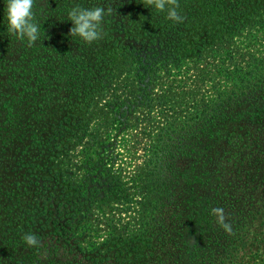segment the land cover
Here are the masks:
<instances>
[{
  "label": "trees",
  "instance_id": "obj_1",
  "mask_svg": "<svg viewBox=\"0 0 264 264\" xmlns=\"http://www.w3.org/2000/svg\"><path fill=\"white\" fill-rule=\"evenodd\" d=\"M176 4L182 22L148 0H35L41 36L28 44L8 33L0 0V264H231L247 230L259 227L264 237V54L258 53L228 71L227 92L160 129L139 230L125 235L116 223L106 241L86 248L75 233L79 222L64 221L95 184L74 187L78 198L65 201L57 191L68 188V173H54L52 159L67 153L69 138L86 136L82 115L110 86L115 55L138 64L147 91L163 66H180L206 44L236 58L239 37L255 29L264 34V0ZM77 5L105 8L99 40L71 35L68 12ZM188 30L192 50L185 49ZM108 192L120 199L116 185ZM217 207L230 232L217 222ZM29 232L39 246L26 245ZM59 244L69 257L55 254Z\"/></svg>",
  "mask_w": 264,
  "mask_h": 264
},
{
  "label": "rangeland",
  "instance_id": "obj_2",
  "mask_svg": "<svg viewBox=\"0 0 264 264\" xmlns=\"http://www.w3.org/2000/svg\"><path fill=\"white\" fill-rule=\"evenodd\" d=\"M186 34L185 49L192 50L188 41L193 39V33L188 30ZM252 34L246 32L236 40L234 47L239 54L236 58H229L224 47L216 49L215 54L210 44H206L201 55L188 53L180 66L168 65L170 71L163 66L147 91L142 90L138 64L124 53L115 55L117 71L110 86L82 115L88 123L86 136L69 138L67 153L55 154L50 167L54 173L63 170L68 173L64 176L68 188L60 192L59 187L57 191V195L63 193L65 201L78 198L74 187L84 186L87 181L95 184L84 199L86 202L79 204L80 210H69L64 219L79 222L75 233L83 235V247L106 241L116 223L127 229L125 235L141 228L147 213L145 203L151 198L145 176L156 135L168 121L180 122L185 113L227 92L232 86L228 71L236 63L247 64L254 53L264 54L263 32L255 29ZM111 184L118 187L119 200L110 196ZM243 239L231 264H264L263 230L253 226ZM55 254L64 258L70 255L61 244Z\"/></svg>",
  "mask_w": 264,
  "mask_h": 264
},
{
  "label": "clouds",
  "instance_id": "obj_3",
  "mask_svg": "<svg viewBox=\"0 0 264 264\" xmlns=\"http://www.w3.org/2000/svg\"><path fill=\"white\" fill-rule=\"evenodd\" d=\"M6 28L9 34L19 40H26L28 44L36 43L41 36L40 26L35 19V0H4ZM148 6L166 12V18L173 22H182L183 16L178 11L176 0H148ZM106 15V10L101 6L91 8L75 6L68 12L69 19L73 22L71 35L78 36L87 43L99 40L102 36L101 25ZM217 217V222L225 231H231V225L226 222L224 209H212ZM23 240L29 247L39 246L40 241L36 234L25 233Z\"/></svg>",
  "mask_w": 264,
  "mask_h": 264
}]
</instances>
